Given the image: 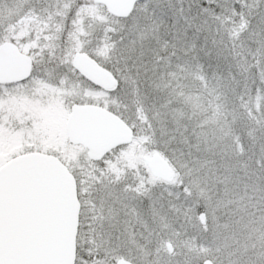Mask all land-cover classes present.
Wrapping results in <instances>:
<instances>
[{
	"label": "snow or ice",
	"instance_id": "snow-or-ice-1",
	"mask_svg": "<svg viewBox=\"0 0 264 264\" xmlns=\"http://www.w3.org/2000/svg\"><path fill=\"white\" fill-rule=\"evenodd\" d=\"M0 264H264V0H0Z\"/></svg>",
	"mask_w": 264,
	"mask_h": 264
}]
</instances>
